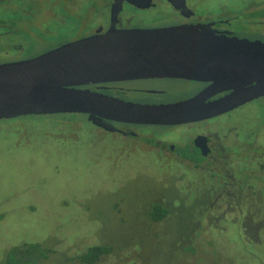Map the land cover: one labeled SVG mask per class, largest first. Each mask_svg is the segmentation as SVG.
Wrapping results in <instances>:
<instances>
[{
	"label": "rangeland",
	"instance_id": "374dc122",
	"mask_svg": "<svg viewBox=\"0 0 264 264\" xmlns=\"http://www.w3.org/2000/svg\"><path fill=\"white\" fill-rule=\"evenodd\" d=\"M13 1L17 5L13 10H0V31L22 26L28 30L25 21H15L26 18L20 8H31V4L37 10L36 23H47L55 34L33 31L40 39L44 37V43L35 45V38L22 28L18 36L27 46L14 57L0 54V63L29 58L52 46L57 38L73 33L74 10H68L71 15L63 5L54 3L60 0ZM197 1H201L200 7L204 4L203 10L222 6L237 10L256 0ZM47 2L55 13L61 12L65 24L46 12ZM166 7L141 10L131 26L164 24L171 20ZM6 19L12 21L5 23ZM88 23L89 19L81 26ZM235 27L240 33L246 26ZM160 84L166 94L158 95L159 99L179 97L191 89L183 81ZM137 94L143 97L145 93ZM227 114L219 123L235 125L237 120L264 129V98ZM143 128L145 133H153ZM234 129L243 134L251 128L236 125ZM156 155L141 153L124 138L96 130L83 113L0 119V264H264L263 216L254 223L253 211L246 217H230L221 212L226 209L224 203L215 201L213 217L202 219L213 201L203 197L195 202L193 188L207 190L213 181L198 178L197 170L176 168L170 159L160 162ZM155 204L169 210L165 217L153 218ZM242 205L248 211V205ZM24 243H38L43 251L30 246L27 253L15 255ZM93 245H107L109 250L93 263L83 261L81 255Z\"/></svg>",
	"mask_w": 264,
	"mask_h": 264
},
{
	"label": "water",
	"instance_id": "95a60500",
	"mask_svg": "<svg viewBox=\"0 0 264 264\" xmlns=\"http://www.w3.org/2000/svg\"><path fill=\"white\" fill-rule=\"evenodd\" d=\"M172 1V0H170ZM185 0H183V3ZM150 76L210 81L212 93L176 103L130 102L82 85ZM264 95V40L184 23L106 31L35 57L0 63V119L29 114L87 113L89 120L180 123L231 110Z\"/></svg>",
	"mask_w": 264,
	"mask_h": 264
},
{
	"label": "flooded vegetation",
	"instance_id": "af4514ba",
	"mask_svg": "<svg viewBox=\"0 0 264 264\" xmlns=\"http://www.w3.org/2000/svg\"><path fill=\"white\" fill-rule=\"evenodd\" d=\"M49 2H54V0ZM49 2L46 5V12L65 24L66 19L59 16L61 12L55 13L53 8L48 6ZM82 2H84V6H82ZM199 2L201 1L185 0L183 3V0H60V2L54 3H59V6L63 5L69 14L71 12L68 10H74L73 15L71 14L73 16V24H71L73 33L57 38L58 40L52 46L44 47L28 57H35L66 42L104 32L110 26L120 29L139 28V26H131V22L141 14V10L161 7L162 4L168 6L165 11L171 20L160 26L201 23L209 25L219 33L264 40V0L248 1L242 6L246 5V8L237 10L226 9L223 6L217 10L211 8L203 10L204 4L200 7ZM32 3H36V0ZM30 6L33 10L20 8L26 14V18H17L15 21L19 23L25 21L28 30H26V26H22L15 30L0 31V54L3 56L14 57L23 51L24 45L27 46L22 43L24 40L18 36L19 32L17 31H21L22 28L28 32V36L35 38L32 44L44 43L43 36L40 39L36 33L32 34L35 30L43 31L45 35L55 34L54 30L47 28V23H36L37 20L34 17L37 10H34L31 4ZM15 7L17 5L13 0H0V10L11 11ZM197 7L203 12H198ZM87 19L90 23L86 27H82V22ZM7 21L11 22L12 20L6 19L5 23H8ZM244 22L249 23V26ZM237 25L246 26L242 28V33H237L234 30ZM41 26H45V29H41ZM254 26H257L258 29L255 30ZM15 58V60H21ZM161 81H183L191 89L179 97L159 99L158 95L166 94L164 85H159ZM210 84V81L186 77L150 76L96 82L81 87H88L126 101L148 104L176 103L190 99L200 92L204 93V102H211L231 91L212 93L208 90ZM142 92L145 93L144 96L139 97L137 93ZM262 97L264 98V95L256 98ZM237 107L220 114L180 123H138L107 118L98 119V123H94L89 120L87 113H83V115L85 120L91 123L96 130L124 138L130 145L137 147L141 153L160 155L157 158L160 162L170 159L171 163L177 164L176 168L188 169L193 172L197 170L200 173H197L198 178L204 177L213 181L207 190H203L202 186L193 188L197 200L195 202L202 201L203 197H206L210 203L213 201L208 207L209 210H204L202 219L213 217L214 213L211 207L216 203L215 201H219L223 202L226 207L221 212H225L223 213L225 215L226 213L231 214L230 217L241 218L243 214L246 217L247 212L253 211L254 217L251 222L254 223L257 221L256 217L263 216L262 219L264 218V204H260L264 202V138L261 137L264 129L257 130L254 126L251 127L252 123L247 125L237 120L235 125L231 121L219 123L220 118L229 115L227 113H231ZM220 124L223 125L221 128H219ZM236 125L242 129L249 126L251 129L242 134L234 129ZM143 127L153 130L154 134L145 133ZM239 163L240 167L237 165ZM207 192H210L209 196ZM172 198L179 202L189 201L184 198L179 199L180 197ZM242 203L248 205V211L244 209ZM242 227L240 226V228Z\"/></svg>",
	"mask_w": 264,
	"mask_h": 264
},
{
	"label": "trees",
	"instance_id": "16d2710c",
	"mask_svg": "<svg viewBox=\"0 0 264 264\" xmlns=\"http://www.w3.org/2000/svg\"><path fill=\"white\" fill-rule=\"evenodd\" d=\"M68 114H72V113H55V114H38V115H45V116L46 115H58V116L64 115V116H67ZM168 212H169V210L166 209L165 207H163L162 205L155 204L154 207H153V210H152V216H153L154 219H161V218L165 217V215ZM24 244L25 245H22L19 249H16L14 251L15 255H19L21 253H23V254L27 253L28 248L30 246H34V248H33L34 251L40 250V249L43 251V248L40 247L38 243L30 244V245L27 244V243H24ZM108 250H109V247L107 245H93L90 248H88V250L85 253H83L81 255V257H82L83 261H87L89 263H93L94 261H96L98 259V257L100 256L101 253L106 252ZM19 262H24V261H19Z\"/></svg>",
	"mask_w": 264,
	"mask_h": 264
}]
</instances>
